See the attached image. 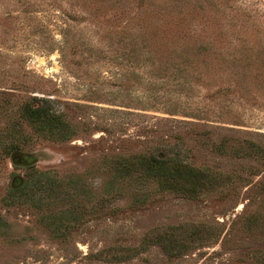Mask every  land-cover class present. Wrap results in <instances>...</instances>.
<instances>
[{
  "label": "rangeland",
  "instance_id": "rangeland-1",
  "mask_svg": "<svg viewBox=\"0 0 264 264\" xmlns=\"http://www.w3.org/2000/svg\"><path fill=\"white\" fill-rule=\"evenodd\" d=\"M0 264H264V0H0Z\"/></svg>",
  "mask_w": 264,
  "mask_h": 264
},
{
  "label": "trees",
  "instance_id": "trees-1",
  "mask_svg": "<svg viewBox=\"0 0 264 264\" xmlns=\"http://www.w3.org/2000/svg\"><path fill=\"white\" fill-rule=\"evenodd\" d=\"M22 116L40 135H53L64 129L60 115L47 105L27 104L23 107ZM12 149L16 151L19 148ZM138 167L144 171L147 178H156L162 184H171L175 190L185 194L196 193L199 190L196 189L197 186H201L202 180L205 179L199 170L192 169L182 157L173 153L168 156L144 157L140 159ZM24 189L25 187H21L13 193L23 192Z\"/></svg>",
  "mask_w": 264,
  "mask_h": 264
}]
</instances>
